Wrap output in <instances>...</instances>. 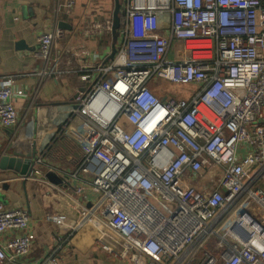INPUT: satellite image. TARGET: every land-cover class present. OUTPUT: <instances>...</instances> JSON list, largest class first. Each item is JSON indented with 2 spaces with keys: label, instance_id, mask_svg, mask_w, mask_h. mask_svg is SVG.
Instances as JSON below:
<instances>
[{
  "label": "built area",
  "instance_id": "2783aa9c",
  "mask_svg": "<svg viewBox=\"0 0 264 264\" xmlns=\"http://www.w3.org/2000/svg\"><path fill=\"white\" fill-rule=\"evenodd\" d=\"M54 1L56 24L37 39L45 62L66 37L60 14L76 5ZM120 2L113 58L70 47L85 57V87L69 121L91 138L67 174L81 182L77 193L89 185L97 195L71 232L92 223L98 245L126 264H264V0ZM111 30L112 21L95 20L82 33ZM16 77H0L4 127L19 124ZM160 80L190 87V96L155 91ZM48 219L66 226L65 215ZM33 242L28 209L0 201V264H60L55 253L29 262Z\"/></svg>",
  "mask_w": 264,
  "mask_h": 264
},
{
  "label": "crops",
  "instance_id": "0c3cea01",
  "mask_svg": "<svg viewBox=\"0 0 264 264\" xmlns=\"http://www.w3.org/2000/svg\"><path fill=\"white\" fill-rule=\"evenodd\" d=\"M75 2L71 14H60L58 26L60 22L69 26L63 28L66 37L56 43L50 61L45 62L36 55L37 39L56 24L55 1L0 0V77L17 75L13 103L19 116L17 126L4 127L0 123V160L5 154H13L9 147L17 140L35 142L44 150L42 163L37 157L31 173L0 168V201L8 209H28L30 213L34 242L29 262L55 253L60 264H71L79 254L98 245L100 237L92 223H85L74 233L70 229L81 220L80 211L97 200L89 185L83 193H77L81 182L67 174L76 171L91 138L87 126L69 121L73 97L85 87L78 72L85 57L72 56L70 47L84 46L99 54L97 60L107 62L114 45L112 30L97 38L83 34L82 29L95 20L111 22L115 0ZM103 46L109 48L101 51ZM179 46L175 42V47ZM41 148H35L39 157ZM37 171L39 178H31ZM81 174L87 180L92 178ZM59 215L66 216V226L48 219Z\"/></svg>",
  "mask_w": 264,
  "mask_h": 264
},
{
  "label": "water",
  "instance_id": "95a60500",
  "mask_svg": "<svg viewBox=\"0 0 264 264\" xmlns=\"http://www.w3.org/2000/svg\"><path fill=\"white\" fill-rule=\"evenodd\" d=\"M121 2L120 0H115V6L113 10V20H112V34L114 38V45L111 55L108 57L109 59L114 57L116 52L115 43L119 37V29L121 26ZM59 26L63 28H68L69 26L60 22ZM33 144L25 143L23 141H15L13 145L9 147V149L13 150V154H5L0 160V168L1 169H11L16 172H20L22 174L31 173L34 162L36 158L39 156L38 151L32 147Z\"/></svg>",
  "mask_w": 264,
  "mask_h": 264
},
{
  "label": "rangeland",
  "instance_id": "374dc122",
  "mask_svg": "<svg viewBox=\"0 0 264 264\" xmlns=\"http://www.w3.org/2000/svg\"><path fill=\"white\" fill-rule=\"evenodd\" d=\"M108 48H109L108 46H103V50L101 51H104ZM169 57L173 60H176L173 51L170 52ZM159 83H160L159 86L160 87L162 86L165 89L166 93L170 96H174L177 98L190 96L188 89H191V88L188 86H182V85L175 86L166 81H161V80ZM112 241L117 244L118 251L121 250L120 248L121 243L118 242L116 238H113ZM124 261L126 260H121V259L118 260L114 256L105 252L99 245L95 244L91 249L79 254V256L76 257L75 262L71 264H111V262L112 264H126Z\"/></svg>",
  "mask_w": 264,
  "mask_h": 264
},
{
  "label": "trees",
  "instance_id": "16d2710c",
  "mask_svg": "<svg viewBox=\"0 0 264 264\" xmlns=\"http://www.w3.org/2000/svg\"><path fill=\"white\" fill-rule=\"evenodd\" d=\"M120 16H121V26H123L125 22H124V15L122 11L120 13ZM154 90L159 92V89L157 87H154Z\"/></svg>",
  "mask_w": 264,
  "mask_h": 264
}]
</instances>
